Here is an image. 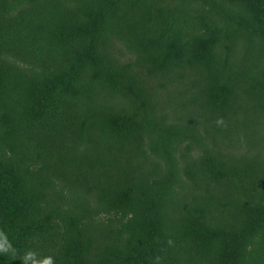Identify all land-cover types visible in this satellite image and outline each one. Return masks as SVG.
Returning <instances> with one entry per match:
<instances>
[{
	"label": "trees",
	"instance_id": "16d2710c",
	"mask_svg": "<svg viewBox=\"0 0 264 264\" xmlns=\"http://www.w3.org/2000/svg\"><path fill=\"white\" fill-rule=\"evenodd\" d=\"M0 264H264V0H0Z\"/></svg>",
	"mask_w": 264,
	"mask_h": 264
}]
</instances>
